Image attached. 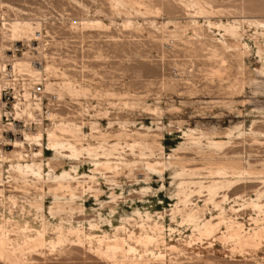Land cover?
<instances>
[{
  "label": "rangeland",
  "instance_id": "rangeland-1",
  "mask_svg": "<svg viewBox=\"0 0 264 264\" xmlns=\"http://www.w3.org/2000/svg\"><path fill=\"white\" fill-rule=\"evenodd\" d=\"M46 5L116 60L64 77L81 142L0 163V264H264V0H0V61Z\"/></svg>",
  "mask_w": 264,
  "mask_h": 264
},
{
  "label": "built area",
  "instance_id": "built-area-1",
  "mask_svg": "<svg viewBox=\"0 0 264 264\" xmlns=\"http://www.w3.org/2000/svg\"><path fill=\"white\" fill-rule=\"evenodd\" d=\"M46 6L47 12L40 16V27L34 36L27 41L10 43L3 58L0 70V160L12 155L20 143V164L35 158L40 150L39 158L44 160L48 145L44 140L36 141V135L44 136L48 130L66 121L80 126L89 118L88 100L64 93V77L76 79L80 84L92 76L91 68H96L102 60L108 61L112 57L115 64V54L106 57L101 54L105 44L115 47V34L110 35L101 28L86 31L77 25L78 19L57 12L54 5ZM23 62L28 66H23ZM112 79L115 89L118 79L115 70ZM13 161L9 157L0 163Z\"/></svg>",
  "mask_w": 264,
  "mask_h": 264
},
{
  "label": "bare ground",
  "instance_id": "bare-ground-1",
  "mask_svg": "<svg viewBox=\"0 0 264 264\" xmlns=\"http://www.w3.org/2000/svg\"><path fill=\"white\" fill-rule=\"evenodd\" d=\"M260 24V23H259ZM262 26V25H261ZM4 58V57H3ZM1 63H0V70L2 69V67H3V64H4V60H1L0 61ZM62 124H64V123H62ZM62 124H60V125H62ZM59 125V124H58ZM57 125V126H58ZM56 128V127H55ZM55 128H53V129H50V130H48L47 131V135H48V150H50V151H52V150H54V149H56L55 148V146H56V144L57 143H59V141H69L68 139H72V141L70 140L69 142H71V143H75V142H77V143H79V142H81V141H76V138L74 137V135H72V132H73V130H72V128L71 127H63V128H60L59 129V134H57V133H55V131H52V130H54ZM50 131H52V132H50ZM35 139H37V141L39 142V143H41L43 140H44V136L41 134V133H39L38 135H36L35 137H34ZM21 144V143H20ZM19 144V145H20ZM19 145H17V147L19 146ZM72 145V147H74L75 148V144H70L69 146H71ZM77 147V146H76ZM80 149H81V147H80ZM42 151L40 150V153H41ZM22 158V157H21ZM5 159V158H4ZM3 159V160H4ZM34 171V170H33ZM37 172V171H36ZM39 173V172H38ZM69 177V174L67 173V172H64L62 175H61V180L62 181H67V178ZM61 181V182H62ZM68 183V182H67ZM3 232H5V231H3ZM6 234V233H5ZM59 235H58V239H63V238H65L66 236H64V235H69V234H71V232H68V233H64V231H60L59 233H58ZM80 234V232H77V235H79ZM152 239V238H151ZM27 240L28 241H30V242H32V243H35V242H37V243H40V244H42L43 243V234L41 233V232H38L37 234H36V236H27ZM110 240V239H109ZM145 240V239H144ZM146 240L148 241V238H146ZM145 240V241H146ZM153 240V239H152ZM152 240H150V241H152ZM105 241V239L104 240H102V242H104ZM122 240L121 239H119V240H116L115 242H113V243H115L116 245H118V244H120V243H122L121 242ZM156 241H158V239L156 240ZM5 242V239H3V237H0V245H3L4 244V246H5V244L6 243H4ZM101 242V241H100ZM101 242V243H102ZM109 246H110V244H108ZM1 248H3V246H0ZM115 247H117V246H115ZM1 250V249H0ZM5 250V249H4ZM2 252H3V250H2Z\"/></svg>",
  "mask_w": 264,
  "mask_h": 264
}]
</instances>
